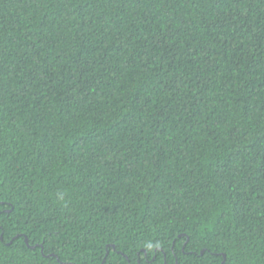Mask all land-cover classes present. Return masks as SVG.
<instances>
[{"label": "trees", "instance_id": "trees-1", "mask_svg": "<svg viewBox=\"0 0 264 264\" xmlns=\"http://www.w3.org/2000/svg\"><path fill=\"white\" fill-rule=\"evenodd\" d=\"M0 264H264V0H0Z\"/></svg>", "mask_w": 264, "mask_h": 264}, {"label": "water", "instance_id": "water-1", "mask_svg": "<svg viewBox=\"0 0 264 264\" xmlns=\"http://www.w3.org/2000/svg\"><path fill=\"white\" fill-rule=\"evenodd\" d=\"M26 242L28 243V239L26 238Z\"/></svg>", "mask_w": 264, "mask_h": 264}]
</instances>
